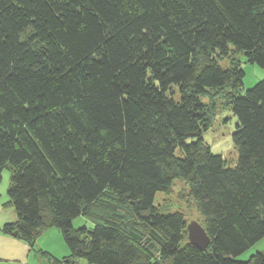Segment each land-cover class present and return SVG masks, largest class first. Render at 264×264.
I'll use <instances>...</instances> for the list:
<instances>
[{"label":"trees","instance_id":"obj_1","mask_svg":"<svg viewBox=\"0 0 264 264\" xmlns=\"http://www.w3.org/2000/svg\"><path fill=\"white\" fill-rule=\"evenodd\" d=\"M241 55L264 69V0H0L1 232L46 264H264L238 259L264 238V79L242 92ZM219 106L234 165L204 137ZM52 228L68 256L36 247Z\"/></svg>","mask_w":264,"mask_h":264},{"label":"rangeland","instance_id":"obj_2","mask_svg":"<svg viewBox=\"0 0 264 264\" xmlns=\"http://www.w3.org/2000/svg\"><path fill=\"white\" fill-rule=\"evenodd\" d=\"M240 59L242 62V68L245 72L244 86L242 89V92L245 93L247 90L253 88L258 82L264 79V69L256 64L249 63L243 55L240 56ZM222 64L226 65V61H223ZM237 123V119L232 111L220 109L219 106L212 128L204 135L206 142L211 146L212 152L223 155L233 165L238 159V151L233 142V134L237 131ZM10 176V171L5 169L2 181L0 182V206L3 207L4 211H9L7 202L9 201L8 187L10 183ZM174 189L175 190H173L172 195L165 198L166 202L172 205L173 208L183 210L190 222L192 220L199 222L201 219L199 212L186 201L179 199L178 187ZM163 199L164 198L161 195H158L156 200L160 203L164 201ZM5 215L6 214L4 213L3 216ZM73 226L76 229L82 226L94 228L95 224L90 218L79 216L73 220ZM258 251H264V238L255 244L251 249L240 255L238 259L240 258V260L243 261L248 260L251 254Z\"/></svg>","mask_w":264,"mask_h":264},{"label":"crops","instance_id":"obj_3","mask_svg":"<svg viewBox=\"0 0 264 264\" xmlns=\"http://www.w3.org/2000/svg\"><path fill=\"white\" fill-rule=\"evenodd\" d=\"M8 207L9 211H4L0 206V264H46V261L27 243L1 232L4 224L17 220L14 208L10 205ZM36 247L58 258L68 256L70 253L61 232L56 228L45 231L37 240Z\"/></svg>","mask_w":264,"mask_h":264},{"label":"water","instance_id":"obj_4","mask_svg":"<svg viewBox=\"0 0 264 264\" xmlns=\"http://www.w3.org/2000/svg\"><path fill=\"white\" fill-rule=\"evenodd\" d=\"M16 235V233H14ZM188 236L191 243L196 245L200 250H206L209 247L210 239L205 228L196 220L188 224Z\"/></svg>","mask_w":264,"mask_h":264}]
</instances>
